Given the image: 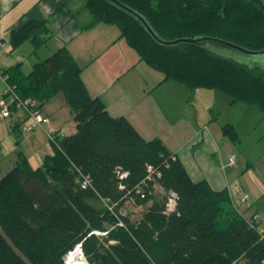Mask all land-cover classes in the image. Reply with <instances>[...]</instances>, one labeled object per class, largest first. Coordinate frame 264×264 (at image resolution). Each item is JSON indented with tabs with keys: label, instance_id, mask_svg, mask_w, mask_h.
I'll return each mask as SVG.
<instances>
[{
	"label": "trees",
	"instance_id": "1",
	"mask_svg": "<svg viewBox=\"0 0 264 264\" xmlns=\"http://www.w3.org/2000/svg\"><path fill=\"white\" fill-rule=\"evenodd\" d=\"M119 1L160 39L201 42L161 44L111 0H86L90 26H116L163 81L183 83L193 92L216 89L233 104L256 105L264 112V74L214 48L227 46L206 41L264 50L260 0ZM50 39L48 22L37 19L9 35L12 50L29 42L34 56ZM82 72L66 47L36 62L29 74L22 63L1 71L22 99H35L41 107L63 94L76 130L58 139L54 155L37 170L21 156L0 178V264H68L66 256L79 245L89 264H264L260 222L246 218L228 190L193 181L161 139L148 141L127 117L112 116L104 101L91 95ZM224 132L237 139L231 125ZM120 171L128 177L120 179ZM86 178L90 184L84 187ZM171 194L175 202L169 210ZM130 206L141 208L137 219Z\"/></svg>",
	"mask_w": 264,
	"mask_h": 264
},
{
	"label": "crops",
	"instance_id": "2",
	"mask_svg": "<svg viewBox=\"0 0 264 264\" xmlns=\"http://www.w3.org/2000/svg\"><path fill=\"white\" fill-rule=\"evenodd\" d=\"M85 3L86 0H0V71L18 63H22L23 68L25 66L24 60L27 56L18 52L20 47L12 50L9 42L10 32L30 20L47 21L51 39L39 50L38 56L31 55L34 50L31 44L32 50L28 58L36 61L32 62L29 73L36 62L48 58L42 57V54L48 53L51 56L58 49L66 47L82 68V78L91 95L100 97L112 116L127 117L145 137L143 132L147 130V125L143 120L141 121L144 128L136 125L132 116H136L143 103L150 99L152 90L155 93L164 87L171 88L173 92L170 95L166 94L165 100L171 105L176 104L174 98L182 86L163 81L164 76L156 74L151 83L153 89H148L146 85L150 81L152 70L130 50L126 40L120 37L118 28L103 23L90 26L93 18ZM134 71L139 75L138 84L141 87L138 93L130 90V74ZM4 90L5 84L0 74V102ZM195 94L196 91L192 94L191 101ZM152 104L159 106V98L151 100L150 106ZM42 111L51 119V123L34 133L25 134L23 132L25 113L14 110L10 118H4L0 108V178L18 165L21 156L28 160L32 169L37 170L42 166L46 156L54 155L49 134L65 126L73 128L72 124L76 128L63 94L45 102ZM158 113L159 111L157 117ZM181 117L185 118V115ZM190 141L179 145L171 153L180 158L193 181H207L213 190L226 189L231 194L228 174L221 166L222 147L215 137L211 133L199 134ZM210 154L216 155L217 159L211 160Z\"/></svg>",
	"mask_w": 264,
	"mask_h": 264
},
{
	"label": "rangeland",
	"instance_id": "3",
	"mask_svg": "<svg viewBox=\"0 0 264 264\" xmlns=\"http://www.w3.org/2000/svg\"><path fill=\"white\" fill-rule=\"evenodd\" d=\"M260 1L264 5V0ZM214 48L221 50L226 57L250 70L264 74V64H262L264 55L254 56L229 47L221 48L215 45ZM31 50V43L27 42L18 51L27 56L23 68L27 73L31 71L32 62L35 60L28 58ZM130 50L139 57L134 49L130 47ZM49 55L48 53L42 54V57L47 58ZM145 66L152 70L150 81L146 85L151 90L153 89L152 79H155L156 74L161 76L162 73L147 64ZM138 78L137 71L130 74V90L137 91V93L141 87L138 84ZM170 82L182 86L174 98L176 104L171 105L168 100H165L166 94H172L171 88L164 87L155 93L152 90L150 99L143 103L142 109L136 112V116H132L136 125L144 128L141 120L147 125V130L143 132L144 138L148 141L161 139L167 149L174 152L179 145L190 143V139H194L195 136L211 133L222 147L221 166L226 169L228 174L229 189L236 207L248 219H252L255 214H258L260 227L264 230V112L256 105L244 102L233 104L225 93L216 89L198 88L191 101L195 91L193 92L189 86L183 83L171 80ZM157 97L159 106H154V104L150 106V101H154ZM182 115H185V118H182ZM228 125L233 127L237 139L225 134L224 127ZM72 126V131L75 132L74 124ZM215 156L210 154V159L216 160ZM231 157L235 158L234 165L229 164ZM157 189L164 193L159 186ZM242 195L249 197L248 202L244 205H241L239 201ZM170 196L168 208L172 210L175 201L173 194ZM103 204V202L97 203L99 207ZM128 210L135 219L141 214L139 207L130 206Z\"/></svg>",
	"mask_w": 264,
	"mask_h": 264
},
{
	"label": "built area",
	"instance_id": "4",
	"mask_svg": "<svg viewBox=\"0 0 264 264\" xmlns=\"http://www.w3.org/2000/svg\"><path fill=\"white\" fill-rule=\"evenodd\" d=\"M1 78L5 84V90L2 93V100L0 102L1 113L4 118H10L14 110L23 111L25 113V121L23 124V132L25 134L34 133L43 127L49 125L51 123V119L47 117L43 111L40 103L35 99H22L16 92L15 88L9 83L8 77L3 75L0 71ZM72 128L69 126H65L60 128L57 132H53L49 134V140L53 145H57L58 139L67 137L71 135ZM230 164H235V158L232 157L230 159ZM148 170L152 174L154 169L152 166H148ZM160 176V173H158ZM120 179H125L128 177L127 172L120 171L119 172ZM151 178V177H150ZM89 180L83 182V186L86 187L89 185ZM123 188V186H120ZM249 197L247 195H242L239 199L240 204L244 205L248 202ZM252 220L259 223V216L255 214L252 217ZM123 222H119V226H123ZM264 233V230H262ZM100 235H105L106 233H99Z\"/></svg>",
	"mask_w": 264,
	"mask_h": 264
},
{
	"label": "water",
	"instance_id": "5",
	"mask_svg": "<svg viewBox=\"0 0 264 264\" xmlns=\"http://www.w3.org/2000/svg\"><path fill=\"white\" fill-rule=\"evenodd\" d=\"M111 1L114 4H116L117 6L121 7L122 9H124V10L130 12L131 14H133L134 16H136L141 21V23L147 28V30L150 32V34L152 35V37L156 41H158L159 43H161V44L168 45V46H174V45H178L180 43H193V44H197V43H200L201 42L200 40H194V39H190V38H185V39H180V40H175V41H164V40H162V39H160L158 37V35L154 31V29L149 25V23L140 14H138L137 12H135L133 9L127 7L126 5H124L123 3H121L119 0H111ZM208 40H213V41H215L217 43H220V44H222L224 46H227V47H229L231 49L237 50V51L242 52V53H246V54H250V55H254V56L264 55V50H261V51H252V50L243 48L241 46H238L236 44H233V43L224 41V40L206 38V41H208ZM76 248H80L82 250L81 245L77 246ZM82 252H83V250H82ZM85 259H86V257H85Z\"/></svg>",
	"mask_w": 264,
	"mask_h": 264
},
{
	"label": "bare ground",
	"instance_id": "6",
	"mask_svg": "<svg viewBox=\"0 0 264 264\" xmlns=\"http://www.w3.org/2000/svg\"><path fill=\"white\" fill-rule=\"evenodd\" d=\"M85 260V256L80 248H76L66 257L68 264H88L87 260Z\"/></svg>",
	"mask_w": 264,
	"mask_h": 264
},
{
	"label": "flooded vegetation",
	"instance_id": "7",
	"mask_svg": "<svg viewBox=\"0 0 264 264\" xmlns=\"http://www.w3.org/2000/svg\"><path fill=\"white\" fill-rule=\"evenodd\" d=\"M262 64H264V62Z\"/></svg>",
	"mask_w": 264,
	"mask_h": 264
}]
</instances>
